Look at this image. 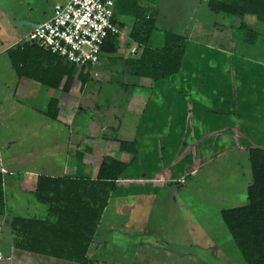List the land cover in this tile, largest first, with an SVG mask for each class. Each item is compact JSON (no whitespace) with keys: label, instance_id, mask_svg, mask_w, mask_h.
I'll list each match as a JSON object with an SVG mask.
<instances>
[{"label":"rangeland","instance_id":"374dc122","mask_svg":"<svg viewBox=\"0 0 264 264\" xmlns=\"http://www.w3.org/2000/svg\"><path fill=\"white\" fill-rule=\"evenodd\" d=\"M208 1L149 0L147 6L155 15L157 27L151 44L161 46L165 32L186 37L189 56L185 57L183 79H179L180 74L172 77L183 81L178 87L193 89L204 84L215 95L214 88H232L227 58L233 55L239 65L233 88H239L237 95L249 102L250 108L240 103L242 112L237 114L230 100L222 101L228 97L225 90L218 99L205 98L203 105L218 114L206 119L207 134L196 137L191 136L192 129L179 112L160 111L161 116L175 117L179 131L160 136L162 158H157L154 147H148L151 153L145 149L144 168L140 170H147V177L152 178L156 176L152 170L162 167L167 175H180L181 180L155 181L154 188L152 181L142 182L140 185L150 186L153 192L141 194L133 211H120L111 201L108 212L114 209L123 214L121 220L125 219L126 226L100 231V240L115 245L109 249L103 246L93 254L106 264H247L221 211L245 205L252 183L249 151L239 148L236 138L249 146H264V73L260 74L264 22L246 15L244 20L260 32L255 43H249L239 18L211 11ZM57 2L0 0V165L6 167V213L0 215V247L6 253L14 247L13 217L52 215L50 219H55L48 204L38 201L32 189L39 174L65 176L78 166L93 168L83 164V156H91L95 164H100L105 154L129 161L132 155L120 149V140L133 141L141 117L157 111L153 105L148 107L152 79L131 75L127 66V58L140 53V45L129 38L131 17L119 18V50L105 53L100 63L83 69L88 76L84 85L76 76L71 90L65 91L62 86L50 88L17 75L8 50L46 21ZM240 57L251 59L243 61ZM256 60L259 65L253 64V71L242 67ZM51 98L59 100L57 120L43 112ZM164 118L156 119V125L151 126L146 120L142 129L154 126L157 131L168 132ZM199 123L197 126L202 125V121ZM146 140L141 143L151 142ZM78 151L83 153L82 158L77 156ZM128 168L137 170V161ZM115 221L118 223V218Z\"/></svg>","mask_w":264,"mask_h":264},{"label":"trees","instance_id":"16d2710c","mask_svg":"<svg viewBox=\"0 0 264 264\" xmlns=\"http://www.w3.org/2000/svg\"><path fill=\"white\" fill-rule=\"evenodd\" d=\"M148 1L116 0L115 15L133 19L129 38L142 47L139 56L127 58L129 73L159 80L180 72L187 55V40L182 35L165 32L164 43L153 46L152 36L157 27L155 15L147 6ZM208 6L215 13L239 18L240 29L246 32L249 43H255L260 36V32L250 27L244 18L252 14L258 21L264 22V0H209ZM118 50L117 37H111L103 47L102 57L105 53L113 54ZM8 52L19 77L35 80L50 88L62 86L69 91L76 76L82 79L83 85L87 80L84 68L77 72L75 64L33 41L21 42ZM59 110V100L51 98L43 112L57 119ZM115 140L118 141V138ZM120 149L132 155L130 160L105 155L94 178L84 174H39L34 191L36 198L48 204V211L53 212L55 219H50L52 215L46 218L13 217L14 247L74 264H106L91 258L88 253L109 200L117 190V180L125 175L138 154L135 140H120ZM249 159L252 183L248 186L247 203L223 209L221 215L246 263L264 264V147H250ZM5 213L4 172L0 169V215Z\"/></svg>","mask_w":264,"mask_h":264},{"label":"crops","instance_id":"0c3cea01","mask_svg":"<svg viewBox=\"0 0 264 264\" xmlns=\"http://www.w3.org/2000/svg\"><path fill=\"white\" fill-rule=\"evenodd\" d=\"M253 44V43H252ZM142 47L140 46V53L142 52ZM137 55V56H139ZM189 56V53L187 52L186 58ZM243 61H249L248 57H240ZM228 62H229V66H230V71H229V78L231 83L234 84V82L236 81V70H238V64H235V60L233 55H230V57L227 58ZM257 62H252V63H248L245 62L244 64H242V67L247 70H254L253 68V64L257 63L258 64V60H256ZM261 64V63H260ZM259 65V64H258ZM187 64L184 62L182 64V68L180 70V72L178 73V75L180 74L181 77H179V79H183V70L186 68ZM263 66V67H262ZM261 68V72L260 74L264 73V64H262L260 66ZM242 69V68H241ZM243 70V69H242ZM203 71V70H202ZM253 74V73H251ZM249 77V75L247 76ZM251 77V76H250ZM182 80L177 81L176 77H167L164 79H159V80H151L150 81V91H151V96L152 98H150L149 100V104L148 107L151 108L152 105L153 107H155V109H157V111L154 110V115H149L147 113H145L140 121H139V126L136 129V138L134 139L137 142V148H138V154L136 157L137 161V170L136 169H132V171H130V169L128 168L126 170V172H131L130 175H124L123 177H121L120 179L117 180V190L114 192V194L112 195V197L109 200V203L104 211L103 217H102V221L99 227V231L94 239V241L92 242L90 249H89V253L88 255L93 258V259H98L97 257H94L93 254H97L99 250V248L101 247H105V249H109L112 248V246H115L113 243H110L105 240H100L101 232L100 231H105V230H116V229H120L122 227H125V219L121 220V215L120 213L117 214V212L113 209L111 212H108V210L110 209V205H111V201L113 200V205L117 206V208L121 211L124 208H129L132 211L135 209V206L138 203V200L140 198L141 194H151V192H153V189H151V187L154 188L155 185V181L159 182V181H166L167 179H178L181 180L180 175H167L166 171L162 170V167H160V169L158 171H153L152 173L155 174L156 176L149 178L147 177L148 175V171L141 169V167L144 168V165L142 166V164L144 163L142 157H143V152L145 149L148 150V147L150 148V146L154 147L155 149V155L157 156V158H162L164 156L163 153V149H162V140L160 139V136H165V134L167 135H171L172 132H174L175 134L178 133L179 131V127L177 122H175V117L172 116L171 114H168L166 117L165 116H161L162 114L160 113L161 110H166V112H172V111H177L180 113V117L182 116V119L184 122L187 123V126L191 127V136L196 137V135L201 134H207V128L205 126L206 124V119L209 118H214L217 116V112L215 111V109H213V111H211V108L207 105H203V101L205 98L207 97H213V99H218L217 97H219L220 95L222 96V91L225 90V93L227 94V99L222 98V101H228L230 100L232 104H234L235 106V110L237 112V114L241 115L242 112V107L240 105V103H244L246 105V107L250 108L249 102H245L242 101L240 99V95H237V90H239V88H233V84H232V88H214L217 91V95H215L214 91H211V88H204L205 85L204 84H198V88H193V89H188V88H182V87H178V85L180 83H182ZM71 90V89H70ZM82 91V90H80ZM196 95H194V93ZM160 93V94H159ZM158 94L160 97H158ZM246 95V93H245ZM188 96V97H187ZM195 96H197V99L195 98ZM198 101V103L192 101ZM261 100H263V98H261ZM159 104V105H157ZM159 102V103H158ZM157 105V106H156ZM183 110H185V113L183 112ZM226 113L227 110H224ZM164 113V112H163ZM261 114L262 111H260ZM192 116V117H190ZM165 117V118H164ZM198 117V118H197ZM117 118V117H116ZM164 118L163 121L165 122V127L166 130H168V132L166 131H157L156 127H148L147 129H142L144 126V122L146 120H148V122L151 124H155L156 119H161ZM57 120V119H55ZM202 121V125L201 126H197V123ZM161 122V121H160ZM163 122V124H164ZM199 123V124H200ZM176 124V126H175ZM156 125V124H155ZM174 126L176 127V131H174ZM149 138V139H148ZM142 139H147L146 141L150 140L151 142L149 144L145 143H141ZM237 142H239V148L241 149H246L249 151L250 147H255V146H259V147H264L262 145H255V146H249L246 145V143H241V141L239 140V138H236ZM243 142V141H242ZM151 147V148H152ZM192 147V150H194V147ZM231 148V147H229ZM88 149H90V147H88ZM149 151V150H148ZM78 151L77 155L79 154ZM149 153H151L149 151ZM107 155V154H105ZM104 155V156H105ZM79 157L82 158L83 154H79ZM111 156H115V155H111ZM90 157V158H89ZM117 157V156H115ZM83 158L85 159L83 161V164L86 165L90 164L92 166H94L93 168L89 169V168H80L79 166L76 167L77 169H71L68 172H70L69 174L72 175H80V174H84L85 176H91L92 178H94L97 174L98 171V167L100 164H95V162L93 161V159H91V156H83ZM142 159V160H141ZM102 161V160H101ZM134 161V162H135ZM133 162V163H134ZM142 163V164H141ZM165 163V161L163 162V164ZM80 164V165H83ZM88 165V166H90ZM97 167V169H95ZM0 169L5 173L4 170H6V167L4 165H0ZM67 172V174H68ZM150 173V172H149ZM66 174V175H67ZM68 174V175H69ZM51 176H56V175H51ZM152 181L153 183H151V187L150 186H142L140 185L142 182L143 183H147ZM36 185H37V181L36 183L33 184V190L35 191L36 189ZM158 194L155 195H160V192L157 190ZM129 215V214H128ZM118 216V217H117ZM118 218V223H116V219ZM104 224V228L102 229L101 225ZM102 229V230H100ZM122 230V229H120ZM104 241V242H103ZM1 249V247H0ZM2 250V249H1ZM139 247L137 248L136 253H138L139 251ZM3 251V250H2ZM4 259L0 264H74L71 263L69 261L66 260H62L60 261V259L57 258H53L50 256H46V255H41V254H36V253H32L29 252L27 250H19L16 249L15 247H12V251L11 253H6L4 252ZM56 259V260H55ZM99 260V259H98ZM58 261V262H56ZM101 261V260H100Z\"/></svg>","mask_w":264,"mask_h":264},{"label":"built area","instance_id":"2783aa9c","mask_svg":"<svg viewBox=\"0 0 264 264\" xmlns=\"http://www.w3.org/2000/svg\"><path fill=\"white\" fill-rule=\"evenodd\" d=\"M116 0H59L51 16L34 28L24 41H33L45 50L78 67L100 63L103 47L119 37L122 23L115 15ZM95 75H98L95 72ZM4 253L0 249V263Z\"/></svg>","mask_w":264,"mask_h":264},{"label":"water","instance_id":"95a60500","mask_svg":"<svg viewBox=\"0 0 264 264\" xmlns=\"http://www.w3.org/2000/svg\"><path fill=\"white\" fill-rule=\"evenodd\" d=\"M122 25V23H120V26Z\"/></svg>","mask_w":264,"mask_h":264}]
</instances>
